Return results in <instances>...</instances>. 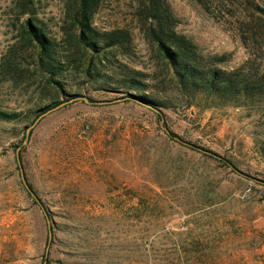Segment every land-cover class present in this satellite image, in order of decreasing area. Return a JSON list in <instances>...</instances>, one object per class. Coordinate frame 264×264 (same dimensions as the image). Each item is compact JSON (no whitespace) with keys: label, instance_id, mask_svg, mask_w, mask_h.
Segmentation results:
<instances>
[{"label":"rangeland","instance_id":"obj_1","mask_svg":"<svg viewBox=\"0 0 264 264\" xmlns=\"http://www.w3.org/2000/svg\"><path fill=\"white\" fill-rule=\"evenodd\" d=\"M167 1L176 29L201 52L226 54L224 66L248 56L264 66L252 0ZM18 2L0 0V60L21 42L26 14ZM33 2L44 28L59 37L65 1ZM135 6L104 0L94 21L130 29L127 63L160 83L155 94L163 98L170 93L163 91V63ZM58 78L79 94L56 96L37 72L0 70V109L19 111L0 118V264H264V160L257 150L264 104L174 100L158 116L123 91L94 88L77 68ZM54 99L65 102L44 113L24 141L30 110ZM18 146L36 199L22 182Z\"/></svg>","mask_w":264,"mask_h":264},{"label":"trees","instance_id":"obj_2","mask_svg":"<svg viewBox=\"0 0 264 264\" xmlns=\"http://www.w3.org/2000/svg\"><path fill=\"white\" fill-rule=\"evenodd\" d=\"M64 1L65 16L60 36L56 37L37 17L33 0H19V13L26 14V18L20 27L19 46L12 48L6 59L0 60V70L4 74L37 72L47 79L56 96L62 94L69 98L79 93L68 92L58 77L74 67L82 71L85 81L97 83L94 88L123 91L126 96L152 108L158 116L164 114L162 106L170 107L174 100L186 105L200 100L205 106L264 104V66L255 63L251 56L236 65L224 66L221 63L227 59L226 54L201 52L190 37L176 29V17L167 0H136L135 6L139 27L163 63V91L168 87L170 90L163 98L155 94L160 83H149L141 69L127 63L133 52L130 29L96 25L94 15L104 0ZM252 3L260 12L258 25L264 36V6L254 0ZM243 42L247 46V40ZM58 101L54 99L46 106L30 110L31 121ZM18 115L19 111L0 109L2 119ZM167 132L177 136L170 130ZM187 144L214 153L236 170L233 163L216 151L188 141ZM257 150L264 160V139L258 143ZM36 202L46 211L42 202Z\"/></svg>","mask_w":264,"mask_h":264},{"label":"water","instance_id":"obj_3","mask_svg":"<svg viewBox=\"0 0 264 264\" xmlns=\"http://www.w3.org/2000/svg\"><path fill=\"white\" fill-rule=\"evenodd\" d=\"M82 98H83L84 100H87V98H86L85 96H82ZM70 99H72V98H70ZM70 99H69V100H70ZM64 102H65V101H61V102H59L58 104H56V105H54V106H52V107H49V108H47L45 111L39 113V114L35 117L34 121H33L30 125H28V126L26 127V135H25L24 141H25L26 138H27V133H28V131L31 129V127H33V126L35 125V123L38 121V119H39L44 113L48 112L49 110H51V109H53V108H56V107L62 105ZM19 150H20V147L18 146V147L16 148V161H17V165H18V168H19V171H20V175H21L22 182H23L24 186L26 187V189H27V190L31 193V195H33V196L35 197V199H36V195H35L33 189L29 186V184H28V182H27V180H26V178H25V175H24V172H23V167H22V164H21V158H20ZM204 151H207V150L204 149ZM208 152H209V151H208ZM213 154H214V153H213ZM50 237H51V234H50V232H49V234H48V241L50 240ZM44 255H45V256L47 255V249H46ZM44 263H45V261H43V264H44Z\"/></svg>","mask_w":264,"mask_h":264}]
</instances>
